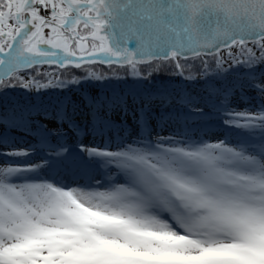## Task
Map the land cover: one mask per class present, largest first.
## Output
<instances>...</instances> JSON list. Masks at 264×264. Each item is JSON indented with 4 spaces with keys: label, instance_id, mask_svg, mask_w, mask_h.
Masks as SVG:
<instances>
[{
    "label": "snow or ice",
    "instance_id": "6c2138e0",
    "mask_svg": "<svg viewBox=\"0 0 264 264\" xmlns=\"http://www.w3.org/2000/svg\"><path fill=\"white\" fill-rule=\"evenodd\" d=\"M95 64L134 86L65 95ZM17 88L57 97L0 110V264H264V0H0Z\"/></svg>",
    "mask_w": 264,
    "mask_h": 264
},
{
    "label": "rangeland",
    "instance_id": "374dc122",
    "mask_svg": "<svg viewBox=\"0 0 264 264\" xmlns=\"http://www.w3.org/2000/svg\"><path fill=\"white\" fill-rule=\"evenodd\" d=\"M96 64L94 66H82L81 68L79 69H73V68H70L72 69L73 71L76 70V71H79V70H85V68L88 69V67H95ZM43 68L47 67V66H42ZM49 67V66H48ZM47 69V68H45ZM60 70V69H59ZM66 70V69H65ZM64 70V71H65ZM63 71V70H62ZM88 73H93L95 75H97L94 71H91L89 70ZM103 78H107V77H103ZM85 80V82L89 81L90 80V77L88 76L87 74V78L83 79ZM97 82V88H95L93 91H110L112 90L113 88L117 89V90H128L129 88L133 87V82L129 79V80H125L122 76L119 77V79L117 80V82L115 84H113L112 82H110L109 79H102L100 81H95ZM104 83V84H103ZM155 86V85H154ZM145 88H149V86H147L146 84L144 85ZM158 87V86H156ZM150 88H152V86H150ZM47 93H51L50 95H54L56 92L54 91H51L49 90ZM87 93V91H86ZM249 96H253L254 94L253 93H248ZM78 96V95H77ZM43 97V95H42ZM42 97H38L36 98V100L38 101L39 99H41ZM48 97V96H47ZM9 99V100H8ZM12 100V101H10ZM36 100H34V93H27L25 90L23 89H9L7 90L6 94L3 96L2 99H0V110H2L3 106L5 105H15V104H19V105H27L29 104L30 102H36ZM55 100L56 99H53V98H49L48 99V102L47 103H55ZM233 104H243L244 102L239 100V99H234L232 101ZM258 105V101H256L255 99L252 100L251 104H249L248 106L249 107H254V106H257ZM219 123V122H217ZM53 127L55 126L54 124L52 125ZM50 126V127H52ZM222 133L225 131V128L224 127H218ZM8 129H6L3 125H0V137H2L3 135H5L6 133H8ZM165 135L167 133H164ZM23 135V136H22ZM14 138H17L19 139L18 141H21V142H31V143H34L35 142V138L30 136V135H26L22 130H18L16 129L14 131ZM219 138H223V135L219 136ZM87 139V137L85 138V140ZM31 140V141H30ZM18 147L20 148H23L24 146L21 147V145H18ZM8 165L4 164L3 163V160L0 161V168H5L7 167Z\"/></svg>",
    "mask_w": 264,
    "mask_h": 264
},
{
    "label": "bare ground",
    "instance_id": "6f19581e",
    "mask_svg": "<svg viewBox=\"0 0 264 264\" xmlns=\"http://www.w3.org/2000/svg\"><path fill=\"white\" fill-rule=\"evenodd\" d=\"M104 84V83H103ZM98 86H97V82H95V81H92V82H84V83H82L78 88H75L73 91H71V92H66L65 93V95H67V96H69V97H79V96H81V95H83V94H85L86 93V91H87V93H90V92H93V90L95 89V88H97ZM156 87V86H155ZM154 88V87H153ZM120 91H125V90H120ZM51 93H45V94H43V97L41 98V99H39L38 101L36 100V103H40L41 102V100L44 102V103H46L47 104V102H48V99L49 98H53V99H56V97H57V93H55L54 95H50ZM78 95V96H77ZM48 96V97H47ZM9 100V99H8ZM10 101H12V100H10ZM53 124H49V127L50 126H52ZM53 127V126H52ZM9 131H8V133H6L7 134V136L9 137V139L10 140H12V141H14L15 142V144H16V146H18V145H21V147L22 146H24V147H27L28 146V143H30V142H26L25 141V143L24 142H21V141H18L19 139H17V138H14V136H12V135H14V131L16 130L15 128H11V129H8ZM211 131H212V133L214 134V136H213V138L215 139L217 136L219 137V136H221V135H223V137L225 138V139H233V140H235V139H239V138H241V137H239V136H237L236 135V133H245L247 130H245V129H232L231 131H227L226 129H225V131L222 133V131L218 128V127H214V128H212L211 129ZM23 136V135H22ZM91 139V137H87V139L84 141L85 143H88L89 142V140ZM223 139V138H222ZM31 141V140H30ZM23 147V148H24ZM3 160V158H0V161H2Z\"/></svg>",
    "mask_w": 264,
    "mask_h": 264
},
{
    "label": "trees",
    "instance_id": "16d2710c",
    "mask_svg": "<svg viewBox=\"0 0 264 264\" xmlns=\"http://www.w3.org/2000/svg\"><path fill=\"white\" fill-rule=\"evenodd\" d=\"M56 71H62V70H59V69H54ZM91 70V71H94L98 76H101V77H107L110 82H112L113 84H115L117 82V80L119 79L120 76L124 77V68H116V67H107V68H104V67H100V66H95V67H88L85 68V70L81 69L79 71H76V70H72L70 68H67L65 71L63 70V72L65 73V76L66 77H70L72 75H76L78 77H80L81 79H85L87 78V74H88V71ZM214 70V68H213ZM169 79V77L167 76H160V77H154V79L148 83H146L147 86H152L155 87V86H160L161 82H167V80ZM155 85V86H154Z\"/></svg>",
    "mask_w": 264,
    "mask_h": 264
},
{
    "label": "water",
    "instance_id": "95a60500",
    "mask_svg": "<svg viewBox=\"0 0 264 264\" xmlns=\"http://www.w3.org/2000/svg\"><path fill=\"white\" fill-rule=\"evenodd\" d=\"M110 36L112 37L111 40V44L113 46H118V47H124V40L121 34V29L114 27L110 33ZM127 47L129 48V50H132L135 47V42L134 41H130L127 45ZM47 66V65H44ZM94 66V65H91ZM96 66H100V67H116V68H123V66L117 65V64H112V65H101V64H96ZM54 67V66H53ZM68 68H73L76 69L74 67H68Z\"/></svg>",
    "mask_w": 264,
    "mask_h": 264
},
{
    "label": "flooded vegetation",
    "instance_id": "af4514ba",
    "mask_svg": "<svg viewBox=\"0 0 264 264\" xmlns=\"http://www.w3.org/2000/svg\"><path fill=\"white\" fill-rule=\"evenodd\" d=\"M41 68H42V69H45V68H48V66H47V67H45V68H43V67L41 66ZM53 68H54V67H53Z\"/></svg>",
    "mask_w": 264,
    "mask_h": 264
}]
</instances>
